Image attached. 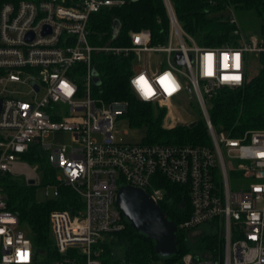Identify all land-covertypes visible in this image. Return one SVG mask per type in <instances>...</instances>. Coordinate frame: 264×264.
<instances>
[{
    "label": "built area",
    "instance_id": "built-area-1",
    "mask_svg": "<svg viewBox=\"0 0 264 264\" xmlns=\"http://www.w3.org/2000/svg\"><path fill=\"white\" fill-rule=\"evenodd\" d=\"M125 1L18 0L2 4L0 176L9 173L39 184L36 166L30 167L22 154L32 146L47 150L51 134L70 132L75 145L69 151L65 146L54 148L46 156L61 172L55 178L57 190L59 184L71 187L83 207L74 213L50 212L51 236L59 254L52 264H103L99 245L105 236L126 227L115 203L119 185L143 189L160 206L169 202L158 185L162 178L184 187L189 196L190 215L176 224L177 229L193 230L214 223L221 231V247L214 255L212 251L207 257L184 253L177 264H264V129L232 136L217 130L208 112V101L218 89L242 86L249 78V56L259 58L264 53V38L260 34L244 36L230 10L226 18L235 25L237 43L201 46L183 30L170 1L164 0L169 19L164 43L152 42L151 31L142 28L128 33L127 45L92 46L88 41L90 15ZM177 52L182 54L181 64L174 61ZM98 53L130 58L132 93L143 102L165 107L167 114L172 99L190 92L205 122L209 143L116 141L114 124L126 114L128 103L93 96V56ZM154 53L166 54L165 67L153 71L145 62L139 64L143 56ZM141 76L151 95H145L136 83ZM233 76L239 80L228 79ZM163 77L168 80L162 82ZM9 84L16 86L9 89ZM20 85L27 90H19ZM179 123L174 120L168 128ZM230 173L238 179L233 185ZM23 253L27 260L21 258ZM35 261L31 238L20 228L18 214L8 208L0 186V264Z\"/></svg>",
    "mask_w": 264,
    "mask_h": 264
},
{
    "label": "trees",
    "instance_id": "trees-1",
    "mask_svg": "<svg viewBox=\"0 0 264 264\" xmlns=\"http://www.w3.org/2000/svg\"><path fill=\"white\" fill-rule=\"evenodd\" d=\"M18 0H0L5 2ZM174 14L183 30L201 46L215 47L236 42L234 24L224 12L233 9L235 13L251 11L259 19V34L264 38V0H169ZM231 9V10H232ZM120 23L115 37H112V24ZM142 28L149 29L152 42L164 43L169 32V19L164 0H126L119 7L105 8L92 13L88 21V41L92 46L127 45L128 33ZM259 69L242 86L222 87L208 101L210 120L217 130H224L232 136H239L247 130L264 129V53L259 56ZM93 67L99 84L93 88V96L106 101L123 100L128 103L126 114L131 123L147 127L146 141L143 143L208 144L209 136L202 118L192 127L176 125L163 126L165 107L143 102L132 93L129 87L131 74L130 58L120 59L112 54L98 53L93 56ZM1 74V70H0ZM21 158L30 166H36L40 185L57 183L55 168L48 163L47 156L38 147L32 146ZM165 189L169 202L160 204L161 209L176 224L187 219L191 206L188 193L182 186L160 179L158 183ZM0 186L7 198L8 208L18 214L20 226L27 229L35 250L33 264H52L59 258L55 248L49 223L53 210H68L71 213L83 207V201L74 190L64 184L58 185V199L41 202L35 198L36 185L24 182L9 173L0 176ZM124 218V217H123ZM124 230L114 233L123 241L124 264H177L184 254L183 235L187 230L178 229L177 255L161 261L154 252L152 241L135 231L124 220ZM222 237L204 236L198 248L213 253L221 247ZM101 260L103 264H120L110 255V243L103 242Z\"/></svg>",
    "mask_w": 264,
    "mask_h": 264
},
{
    "label": "rangeland",
    "instance_id": "rangeland-1",
    "mask_svg": "<svg viewBox=\"0 0 264 264\" xmlns=\"http://www.w3.org/2000/svg\"><path fill=\"white\" fill-rule=\"evenodd\" d=\"M232 9V8H231ZM228 9L224 12V14L230 13V10ZM234 15L237 18L238 25L240 28L241 33L244 36L249 35H259V19L255 16V14L251 11H241L239 13H235V11L231 10ZM146 63L147 67L150 70L156 71L159 66H166V54L165 53H154L147 56H143L139 62V64ZM260 63L258 57L251 54L249 56V62L247 64V75L248 77H252L255 75L259 69ZM26 76H22L24 79ZM16 84H9L8 88L13 89ZM18 89L22 92L26 91L27 88L25 85L18 86ZM22 98H27V96H22ZM171 112L169 111L167 114V110L163 117V126L164 127H171V123L174 120H177V118L180 119L179 125H188L194 121H197L201 118L199 109L197 104L194 102L193 97H191L190 92H184L182 94V97L179 99H172L171 101ZM167 114V115H166ZM178 119V120H179ZM114 138L116 141L124 142V143H142L146 141L147 137V127L146 126H138L133 123H131L130 118L127 114L120 116L119 119L115 121L114 124V132H113ZM49 141L51 143V147L47 150L44 149L43 152L45 155L48 153H52V150L54 148H60L62 146H65L67 151L70 150L73 145H75L74 142L71 141V134L69 131L61 130L56 131L55 133L51 134L49 137ZM48 160V159H47ZM49 163V161H48ZM233 163H236V160L233 161ZM50 164V163H49ZM31 167V166H30ZM55 172L57 176L61 175V172L58 169H55ZM39 173V172H38ZM229 182L231 185L238 182V179L235 178V175L233 173L229 174ZM36 191H35V198L37 201L46 202V201H52L58 199V190L55 187L54 184L51 185H40L35 184ZM165 192V189H163ZM20 228L24 231V233H27V229L23 226H20ZM206 235H216L217 237H221V231L219 228V224H208L203 225L200 227H197L193 230H187L183 237L182 245L185 246L184 253H194L197 255H202L203 257H207L210 255L209 250H204L203 248H198L200 240L206 236ZM119 235H107L104 237L103 242L110 243L111 251L110 255H112L115 258L116 262H119L120 264H124L123 257H124V250H123V241L122 239H119ZM220 250V246L218 248V251ZM214 255V253H212Z\"/></svg>",
    "mask_w": 264,
    "mask_h": 264
},
{
    "label": "water",
    "instance_id": "water-1",
    "mask_svg": "<svg viewBox=\"0 0 264 264\" xmlns=\"http://www.w3.org/2000/svg\"><path fill=\"white\" fill-rule=\"evenodd\" d=\"M119 26V21L115 19L112 24V37L116 36ZM174 61L178 64L183 63L180 52L175 54ZM92 75L94 83L98 85L99 79L95 70H92ZM195 124L196 121L190 123L189 127ZM115 203L124 220L135 233L152 241L158 259L163 261L178 254L176 223L150 198L146 191L127 184H120Z\"/></svg>",
    "mask_w": 264,
    "mask_h": 264
},
{
    "label": "snow or ice",
    "instance_id": "snow-or-ice-1",
    "mask_svg": "<svg viewBox=\"0 0 264 264\" xmlns=\"http://www.w3.org/2000/svg\"><path fill=\"white\" fill-rule=\"evenodd\" d=\"M210 59L211 58L209 57V60ZM225 59H227V58L225 57ZM228 79L239 80V77L238 76H233V77H229ZM167 80H168V77H163L162 78V82L167 81ZM136 83L144 91L145 95H151L152 94V90L147 86V82L145 81L143 76H141L140 79ZM168 87L170 88L171 85L169 84ZM21 258L23 260H27V253H23L21 255Z\"/></svg>",
    "mask_w": 264,
    "mask_h": 264
},
{
    "label": "crops",
    "instance_id": "crops-1",
    "mask_svg": "<svg viewBox=\"0 0 264 264\" xmlns=\"http://www.w3.org/2000/svg\"><path fill=\"white\" fill-rule=\"evenodd\" d=\"M179 118H177V120L176 121H180V119L178 120ZM181 122V121H180ZM31 167H34V166H31Z\"/></svg>",
    "mask_w": 264,
    "mask_h": 264
}]
</instances>
